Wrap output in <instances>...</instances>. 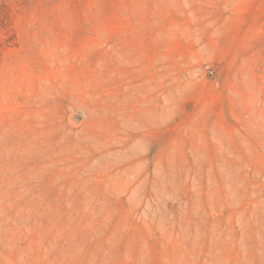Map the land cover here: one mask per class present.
<instances>
[{
  "label": "rangeland",
  "instance_id": "rangeland-1",
  "mask_svg": "<svg viewBox=\"0 0 264 264\" xmlns=\"http://www.w3.org/2000/svg\"><path fill=\"white\" fill-rule=\"evenodd\" d=\"M0 264H264V0H0Z\"/></svg>",
  "mask_w": 264,
  "mask_h": 264
}]
</instances>
